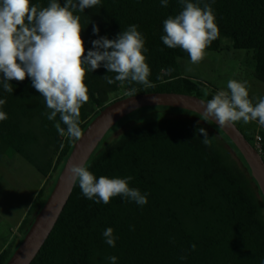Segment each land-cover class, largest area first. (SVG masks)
<instances>
[{
  "label": "trees",
  "instance_id": "16d2710c",
  "mask_svg": "<svg viewBox=\"0 0 264 264\" xmlns=\"http://www.w3.org/2000/svg\"><path fill=\"white\" fill-rule=\"evenodd\" d=\"M49 2L32 0L42 7ZM193 2L201 7L210 3L219 28L218 38L206 51L222 52L223 40L228 38L234 49L253 52L254 76L264 85V0ZM181 10L179 0H169L167 7L161 0H100L98 6L76 13L88 50H94L93 40L104 36L115 39L130 25H138L145 38L149 81L154 84L151 88L128 82L108 84L103 77L114 74L103 64L88 71L85 84L89 101L80 110L83 134L101 110L127 98L125 93L133 87L137 89L135 95L168 92L208 100L216 94V88L183 74L180 60L189 58L186 52L169 48L161 40L163 21ZM94 25L98 34L93 33ZM10 83L12 93L0 87V99H6L0 111L8 117L0 121V163L20 155L49 183L37 194L14 242L0 253V264L9 262L29 233L78 141L58 134L54 124L60 122L65 130L66 126L59 114L55 121L47 119L45 113L50 110L30 78ZM155 108L176 110L182 114L175 117L181 118L136 126L112 145L104 146L116 132L117 123L86 165L97 179L101 175L134 177L129 186L147 194V204L140 206L120 196L108 204L96 203L82 194L77 183L32 264H111L110 256L117 257L116 264H264L263 195L237 146L202 116L171 107ZM199 128H204L209 138L215 137L211 146L201 142L204 137L197 132ZM238 129L255 147L256 134H261L264 159V128L256 122ZM220 140L237 156L243 169L222 148ZM109 227L114 230L115 247L103 236Z\"/></svg>",
  "mask_w": 264,
  "mask_h": 264
},
{
  "label": "clouds",
  "instance_id": "9594fccd",
  "mask_svg": "<svg viewBox=\"0 0 264 264\" xmlns=\"http://www.w3.org/2000/svg\"><path fill=\"white\" fill-rule=\"evenodd\" d=\"M169 0H161L163 7ZM182 10L163 21L161 36L163 43L172 49L180 48L186 52L192 64L201 62L207 48L219 36L215 15L210 3L179 0ZM100 0H50L47 6L32 0H0V87L7 93L13 92L12 80L19 82L30 78L32 86L41 94L50 111L45 113L49 121H55L59 114L61 123L54 124L61 136L80 140L83 131L80 127L81 107L89 101L85 78L88 71L98 69L101 64L113 76L103 78L108 84L125 82L138 83L145 88L154 87L149 81L150 67L144 53L145 38L138 31V25H130L115 39L107 36L92 41L93 49L88 50L82 37L83 26L77 12L93 8ZM93 33L99 28L93 26ZM173 69H167L171 73ZM158 79L160 77H157ZM248 81L229 79L226 90L220 89L206 101L202 100L205 121L211 119L220 127H229L242 121L248 124L258 121L264 127V97H257L254 104L249 97ZM137 93L131 88L125 93L132 97ZM6 99H0V106ZM7 114L0 111V121ZM111 119V118H110ZM203 135L201 142L211 146L212 139L204 128L197 129ZM63 147V145H61ZM69 179L78 183L82 194L96 203H110L117 196L134 201L140 206L147 204V194L129 186L134 179L97 177L82 164H72L68 168ZM103 236L109 246L115 247L114 230L107 228ZM196 245H192L195 250ZM186 257H181L185 259ZM116 264L117 257L107 258Z\"/></svg>",
  "mask_w": 264,
  "mask_h": 264
},
{
  "label": "water",
  "instance_id": "95a60500",
  "mask_svg": "<svg viewBox=\"0 0 264 264\" xmlns=\"http://www.w3.org/2000/svg\"><path fill=\"white\" fill-rule=\"evenodd\" d=\"M202 100L187 94L147 92L116 100L101 110L97 118L86 129L82 138L73 144L71 155L61 172L55 189L52 190L45 206L36 216L29 233L26 234L7 264H32L49 235L52 234L77 184H73L69 179L68 168L72 164L86 166L98 145L102 143L107 133L117 123L132 113L147 107H171L193 112V114L203 117ZM209 120L215 123L217 128L237 146L238 151L250 168V175L257 184L264 200V159L258 152L259 150L246 139L238 129L237 124L222 128L214 118Z\"/></svg>",
  "mask_w": 264,
  "mask_h": 264
},
{
  "label": "rangeland",
  "instance_id": "374dc122",
  "mask_svg": "<svg viewBox=\"0 0 264 264\" xmlns=\"http://www.w3.org/2000/svg\"><path fill=\"white\" fill-rule=\"evenodd\" d=\"M223 51H206L204 59L198 64H192L189 58L181 59L185 76H190L196 80L203 81L208 87L226 90L227 81L235 79L237 81H248L249 97L255 104L257 97H264V85L258 81L255 76V64L253 61V52L236 50L232 46V41L228 38L223 40ZM207 91V90H205ZM182 113L170 108H144L132 113L122 122L118 123L116 132L111 139H106L104 146L112 145L115 140L131 131L136 126L154 123L165 118L175 117ZM253 121L244 124L237 122L242 130L246 125L256 123ZM259 124V123H258ZM259 127L263 130L264 127ZM222 148L228 153L230 158L237 163L239 167L242 164L237 156L231 151L229 146L220 140ZM42 176L20 155H15L11 159L5 158L0 163V244L8 241L11 233L15 231L17 221L20 219L28 197Z\"/></svg>",
  "mask_w": 264,
  "mask_h": 264
},
{
  "label": "crops",
  "instance_id": "0c3cea01",
  "mask_svg": "<svg viewBox=\"0 0 264 264\" xmlns=\"http://www.w3.org/2000/svg\"><path fill=\"white\" fill-rule=\"evenodd\" d=\"M43 179L39 181L37 188H34V190L32 191L31 195L28 197V202L27 205L25 206V211H23L20 219L17 221V225L15 228V231L11 233L10 238L8 239V241H5L4 243H2V245L0 244V253L7 249L12 242H14V240L16 239V233L18 232V228L20 227L23 219L25 218L27 212L30 210L37 194L39 193V191L44 188L48 183L49 180L47 178L42 177Z\"/></svg>",
  "mask_w": 264,
  "mask_h": 264
},
{
  "label": "built area",
  "instance_id": "2783aa9c",
  "mask_svg": "<svg viewBox=\"0 0 264 264\" xmlns=\"http://www.w3.org/2000/svg\"><path fill=\"white\" fill-rule=\"evenodd\" d=\"M255 142H256V148L259 150L258 152L261 155V151H262V137H261V134L259 132L256 134Z\"/></svg>",
  "mask_w": 264,
  "mask_h": 264
}]
</instances>
